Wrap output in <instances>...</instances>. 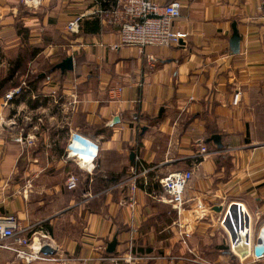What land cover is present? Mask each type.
Here are the masks:
<instances>
[{"label": "crops", "instance_id": "obj_1", "mask_svg": "<svg viewBox=\"0 0 264 264\" xmlns=\"http://www.w3.org/2000/svg\"><path fill=\"white\" fill-rule=\"evenodd\" d=\"M175 1L181 8L173 30L187 33L185 41L140 51L112 48L119 41L117 28L103 20L101 10L115 0H0V101L21 87L8 106L0 103V216H15L32 241L46 240L54 249L45 259L33 257L32 249L21 257L8 249L11 240H0V264H78L73 259L84 257L88 264H106L97 259L99 246L113 237L117 244L109 255L127 252L132 239L135 252L155 257L137 264H238L222 248L221 230L198 217L195 198L214 208L242 202L252 217L251 239L261 236V0ZM76 19L77 30L69 32L68 22ZM233 24L238 53L230 48ZM66 57L73 69L61 71L56 65ZM33 77L37 85L27 81ZM110 85L122 86V93L110 96ZM236 92L240 99L233 105ZM73 131L98 145L94 160L65 159ZM213 134L220 135L222 148L207 141ZM199 140L208 153L194 166ZM51 144L63 148L48 151ZM31 145L36 147L30 152ZM67 162L81 170L75 190L65 187ZM142 167L148 172L139 184L151 183L154 195L138 187L130 209L127 178ZM191 168L186 202L177 212L152 185ZM208 234L223 241L213 239L205 251L194 248ZM244 264H264V253Z\"/></svg>", "mask_w": 264, "mask_h": 264}, {"label": "built area", "instance_id": "obj_2", "mask_svg": "<svg viewBox=\"0 0 264 264\" xmlns=\"http://www.w3.org/2000/svg\"><path fill=\"white\" fill-rule=\"evenodd\" d=\"M24 3L32 2L33 0H22ZM100 2H109V0H99ZM262 12L264 14V0H261ZM181 4L178 1L168 3H158L154 0H115L113 6L108 9L101 10L103 20L117 28L119 41L112 45L113 49L119 46H134L140 51L146 46H161L170 47L178 46L185 41L187 33L177 32L173 30V21L180 17ZM78 21L72 20L67 24V30L74 32L77 30ZM21 91V87H15L8 91L3 97V106H8L14 96ZM123 87L119 85H110L107 88V93L115 97L120 95ZM239 92H236L232 98V104L237 105L239 102ZM16 141L21 142L22 137H17ZM197 150L194 154V166H197L203 160L208 149L201 141L196 142ZM65 159H71L70 156H79L94 160L98 155V145L83 134L73 131L68 137L66 144ZM76 164L79 165L78 162ZM80 166V165H79ZM148 172L147 169L141 168L140 171H133L131 176L127 178L128 194L127 204L130 209H133L136 203V190L138 180L144 177ZM193 179V169L176 170L166 175L157 178V183L166 195V201L180 212L186 202L185 192ZM79 184V176L75 173H69L65 187L67 190H75ZM150 195V194H149ZM191 200H193L191 198ZM195 209L199 218H205L209 224L223 233L229 254L237 259L238 264H244L247 258L253 261L258 260L261 256L254 254V246L256 242L251 239V214L246 209L242 202L227 201L220 204V209L217 211L213 204H204L200 199L195 198ZM219 205V204H217ZM264 228V226H263ZM26 228H23L18 219L12 215L0 216V240L9 239L11 245L8 249L16 252L18 256H29L26 249L35 250L33 257L45 259L40 253V248L44 244H48L46 240H39L38 248L35 249L34 241L26 234ZM44 237V236H43ZM261 238V236H258ZM134 244L131 241L128 243L127 252L109 255L106 252V245L99 246L100 256L99 261L106 264H121L122 262L129 264L143 263L147 260L155 258L146 253L135 252ZM247 249L244 254L240 250ZM239 250V251H238ZM78 264H88L89 258H74Z\"/></svg>", "mask_w": 264, "mask_h": 264}, {"label": "water", "instance_id": "obj_3", "mask_svg": "<svg viewBox=\"0 0 264 264\" xmlns=\"http://www.w3.org/2000/svg\"><path fill=\"white\" fill-rule=\"evenodd\" d=\"M239 43H240V36L236 30L235 24H233V33L230 38V48L233 53H238L239 51ZM57 68H59L61 71L65 70H72L73 69V60L71 57H66L63 60H61L57 65ZM118 118L115 117L113 119V122H117ZM207 141H212L218 148H222V143L220 141V135L213 134L211 135ZM134 157V153L131 152V160ZM220 206H216L215 210H219ZM117 244L116 237H113V239L106 244V252L112 253L115 250ZM54 249L49 244H44L40 248V252L43 255H51L53 253ZM247 252V249L240 250L241 254H244ZM264 253V241L261 240V238H258L256 241V244L254 246V254L256 256H260Z\"/></svg>", "mask_w": 264, "mask_h": 264}, {"label": "rangeland", "instance_id": "obj_4", "mask_svg": "<svg viewBox=\"0 0 264 264\" xmlns=\"http://www.w3.org/2000/svg\"><path fill=\"white\" fill-rule=\"evenodd\" d=\"M0 103H2L1 101H0ZM36 146H33V145H31L30 146V148H29V150H30V152L33 150V148H35ZM60 148H63V146L62 145H58V144H51L49 147H48V151H59L60 150ZM40 163H43V162H40ZM63 169H64V171H65V174L67 175V174H69V173H75V174H77L78 176L79 175H81V170L78 168V166L77 165H75V163H72V162H67V163H64V167H63ZM211 237V235H209L208 234V236L206 237V238H204V240L205 241H200V240H198V239H196V242H194L195 243V245H194V248H197V249H200V250H203V251H205L206 250V248L210 245V244H213L212 243V240L213 239H218L219 240V242H222L223 241V239H222V237L220 236V235H218V234H216L213 238H210ZM214 242V241H213ZM197 245V246H196ZM205 259V258H204Z\"/></svg>", "mask_w": 264, "mask_h": 264}, {"label": "trees", "instance_id": "obj_5", "mask_svg": "<svg viewBox=\"0 0 264 264\" xmlns=\"http://www.w3.org/2000/svg\"><path fill=\"white\" fill-rule=\"evenodd\" d=\"M94 25H96V22L94 23ZM27 81H28L30 84H31L32 82H34L35 85H37L38 82H39V80H38L37 77L28 78ZM36 87H37V86H36ZM16 95H17V94H16ZM16 95H15V96H16ZM13 100H14V99H13ZM139 181H140V180H138V184H139ZM138 186L141 187V188H143V189H145L146 192H148L150 195H154V194H153L154 192H153L152 189H151V183H147V184H143V183H141V184H139ZM152 186H153L154 188H156V186H159V185H158V183L156 182V183L153 184ZM222 248L225 250V249H227V246H226V247L223 246ZM108 254H114V252H112V253H108Z\"/></svg>", "mask_w": 264, "mask_h": 264}, {"label": "bare ground", "instance_id": "obj_6", "mask_svg": "<svg viewBox=\"0 0 264 264\" xmlns=\"http://www.w3.org/2000/svg\"><path fill=\"white\" fill-rule=\"evenodd\" d=\"M91 168V167H90ZM261 240L262 241H264V231L262 232V234H261ZM39 242V240L37 239V240H34V247L37 249L38 248V243ZM240 250V249H239ZM238 250V251H239Z\"/></svg>", "mask_w": 264, "mask_h": 264}]
</instances>
